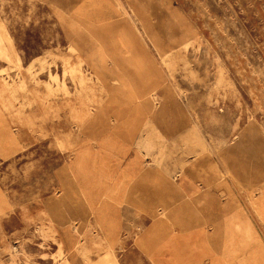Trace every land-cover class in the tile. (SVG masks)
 Instances as JSON below:
<instances>
[{"label":"rangeland","instance_id":"obj_1","mask_svg":"<svg viewBox=\"0 0 264 264\" xmlns=\"http://www.w3.org/2000/svg\"><path fill=\"white\" fill-rule=\"evenodd\" d=\"M152 222L264 264V0H0V264H150Z\"/></svg>","mask_w":264,"mask_h":264},{"label":"crops","instance_id":"obj_2","mask_svg":"<svg viewBox=\"0 0 264 264\" xmlns=\"http://www.w3.org/2000/svg\"><path fill=\"white\" fill-rule=\"evenodd\" d=\"M133 76L127 74L125 77V93L129 95L130 102L140 99V94L134 91L137 79ZM116 80L115 77L110 76L103 79L101 83L112 85ZM121 122L137 123L139 121L133 117L132 119L122 118ZM197 215L196 212H190L188 219L198 221ZM202 225L200 222L188 223L184 228H176L172 231L168 229L173 232L169 235L164 232L165 229L159 228L160 225L157 222H152L142 231L134 234L132 247L150 264H212L216 259L214 255L216 249L221 251V239L216 238L215 234L207 233L208 231L202 228Z\"/></svg>","mask_w":264,"mask_h":264}]
</instances>
